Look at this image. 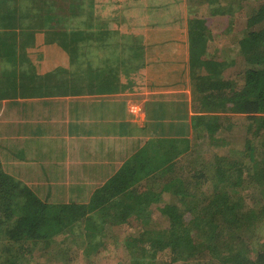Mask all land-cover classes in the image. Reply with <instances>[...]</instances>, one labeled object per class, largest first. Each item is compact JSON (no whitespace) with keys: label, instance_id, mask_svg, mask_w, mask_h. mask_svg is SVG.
<instances>
[{"label":"trees","instance_id":"obj_1","mask_svg":"<svg viewBox=\"0 0 264 264\" xmlns=\"http://www.w3.org/2000/svg\"><path fill=\"white\" fill-rule=\"evenodd\" d=\"M205 1L188 0L186 7L196 113L183 112L186 124L155 122V134L143 144L134 142L133 149L143 146L119 168L114 162V173L80 201L51 200L52 191L63 185H50L42 198L6 173L0 161V264H34L38 250L62 264H91L114 239L116 225L133 231L122 242L131 264H264V0L248 13L234 0H209L214 6L209 15L230 18L220 31L210 28L212 18L199 15L198 5ZM112 11L97 7L96 0H12V75L26 62V51L20 55L16 48L20 31L27 30L32 45L35 34L45 32L70 53L69 66L51 70L42 86L51 89L57 76L75 79L90 66L92 38L104 47L99 39L116 33ZM240 12L245 18L238 26L233 20ZM72 17L89 24L77 34L73 25L64 29ZM227 35L233 46L223 42ZM235 65L238 70L226 76ZM148 105L155 106L147 108L149 116L162 117V105ZM167 124L176 133L169 138L162 137ZM98 130L106 132L104 126ZM70 190L82 189L76 184ZM153 207L164 222L160 227L154 225Z\"/></svg>","mask_w":264,"mask_h":264},{"label":"crops","instance_id":"obj_2","mask_svg":"<svg viewBox=\"0 0 264 264\" xmlns=\"http://www.w3.org/2000/svg\"><path fill=\"white\" fill-rule=\"evenodd\" d=\"M187 2L96 0V6H104L111 15L118 7L112 20L123 26L116 23V33L99 39L104 47H98L92 38L90 66L82 69V64L75 79L73 75L68 80L65 76L52 79L53 90L41 83L46 84V74L56 66H69L70 57L64 61L66 51L50 52L45 32H37L32 45L27 30L20 31L16 51H26V62L24 67L19 62L12 75V20L1 18L0 24L9 22V26L0 25V161L5 172L37 190L42 198H47L50 185H63L58 189L64 191L60 201H80L114 173V162L119 168L143 146L145 138L155 134V122L171 126L177 115L170 108L189 100L192 111ZM9 7L12 9V0H0L1 11H9ZM22 37L24 50L19 43ZM47 54L53 57L47 58ZM68 85L73 89H66ZM24 93L26 97H22ZM131 100H138L142 107L138 118L129 112ZM30 101L43 105H27ZM152 102L162 105V117L148 115L147 108H155L148 105ZM147 120L148 124L151 121L148 127ZM102 126L105 133L98 130ZM170 126L162 137L176 134ZM134 142L142 144L133 149ZM76 184L86 192L70 190ZM55 194L51 200L56 201Z\"/></svg>","mask_w":264,"mask_h":264},{"label":"rangeland","instance_id":"obj_3","mask_svg":"<svg viewBox=\"0 0 264 264\" xmlns=\"http://www.w3.org/2000/svg\"><path fill=\"white\" fill-rule=\"evenodd\" d=\"M220 1H221L222 4H224V3L227 4L228 3V0H225V1L224 0H220ZM235 1L237 2V4H242L245 7V9H246V10H244V12H247V13L251 12V8L258 4L257 0H234V2ZM201 5L202 6L198 5V9H197L199 11L198 13H199L200 16L207 17V18H212V22L209 25L212 30L220 31V30H222L224 28V26H227V23H229V20H230L229 16L224 17V16H211V15H209V12H210L209 9H212L214 7V6H211L209 0L205 1V3L201 4ZM112 8H114V7H112ZM114 9H115V13H116V10L118 9V7H115ZM235 16H236V19H234L233 21L236 22V25H238L237 22H241V21H239V19L245 18V16L243 14H241V12L236 14ZM1 18L12 20V9L9 7V11H1L0 10V19ZM123 18H127V17H123ZM243 21H245V20H243ZM64 23H65L64 24V29H66V30L67 29H71V26L73 25L71 31L75 32L76 34L78 32L81 33L80 31H83L82 29H84V26L86 24H89V22H87V21L86 22H82V19H76L75 17H74V19L72 17L71 19L65 20ZM28 24L31 25L30 23H28ZM117 24H119V27L123 26V24H120V22H117ZM0 25L9 26V22H6V23L0 24ZM44 26H46V23H44ZM94 28L95 27H93L92 30ZM76 34H73V35H76ZM231 37H232L231 35H227V36H225V39L223 40V42L225 44H229L227 46H231V45L233 46V44L231 43L232 42L231 41ZM28 41L31 43V39H29ZM48 43H49V47H50L49 48L50 52H52V53H55V54L58 55V53H59L58 49H63V51L64 50L66 51L65 54H64V57H65L64 61H65V59L67 60L70 57V53L66 49L63 48V45L61 44L60 40L56 39V41H52V39L48 38ZM238 48H239V46L237 45L234 50L237 51ZM227 49H229V48L227 47ZM63 51H61V52H63ZM48 57H53V55L49 56L47 54V58ZM239 67H240V65H235L234 68L226 69L225 70L226 76H229V75L233 74L234 71L238 70ZM56 68H57V66L55 67V69ZM181 103H183V100L181 101ZM192 104H193V102H192ZM166 106H168V105L166 104ZM189 106L191 108V104H189V100H186L184 105H181V104L176 105V109L170 108V113L172 115H174V116L177 115L176 116L177 120L175 119L176 117L173 118L174 122L182 121V123H185V124L188 122V118H182L181 117L182 115H180L182 113V109H185L184 111H186V110L188 112L190 111L191 115L196 114V113H194L193 110L192 111H191V109L189 110ZM140 109H142V107L140 106V102H138V100L137 101L136 100L129 101V111L135 117L139 116ZM234 116L238 117V115H234ZM236 117H235V120H236ZM1 121H2V115L0 116V123H1ZM244 122L245 121L243 119L240 120V123H244ZM42 126H43V124H42ZM12 130L16 131L17 129L14 128V126L12 125ZM190 131H191V126L189 125V127L186 130V133H190ZM221 150L222 151H220V152H225V153L228 151V150H224V148H222ZM2 168H3V165H2ZM3 170H4V168H3ZM46 193H47V191H46ZM54 193H57V196H56V194L54 195V198L56 199V201H60V199H64V194L63 193L58 192L57 190H53L52 191V195ZM87 194H89L88 191H87ZM165 196H166L165 199L169 201V198H168L169 197V193H165ZM65 198H66V196H65ZM87 198L88 197L83 198V200L87 199ZM152 212H154V214H153L154 215V219H155V224L154 225H158V226L160 224L163 225L164 222H163V220H161V217L159 216V212H157L155 207L152 208ZM130 230L131 231L126 230L125 225H122V226H117L116 225L115 226V231H114V239H112V240H110L108 242L107 247L103 251L100 252V254L98 255L99 257H96L91 264H131L130 263V258H129L130 254H128L126 250H123L124 247H123V243H122L124 236H126L127 234H130V233L133 232L132 229H130ZM107 233H109L110 235L113 234L110 231H108ZM37 254H38L37 255L38 256V260H36L34 262V264H62L58 260L45 258V255L43 254V252L41 250H38ZM75 264H84V263H81V262L77 261ZM180 264H193V262H180Z\"/></svg>","mask_w":264,"mask_h":264}]
</instances>
